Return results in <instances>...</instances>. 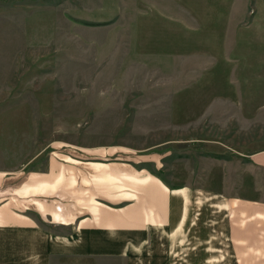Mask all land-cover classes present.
<instances>
[{
  "label": "rangeland",
  "instance_id": "1",
  "mask_svg": "<svg viewBox=\"0 0 264 264\" xmlns=\"http://www.w3.org/2000/svg\"><path fill=\"white\" fill-rule=\"evenodd\" d=\"M261 151L264 0H0V172L59 170L56 212L106 188H69L75 154L153 159L171 187L243 168L264 200V171L244 163Z\"/></svg>",
  "mask_w": 264,
  "mask_h": 264
},
{
  "label": "crops",
  "instance_id": "2",
  "mask_svg": "<svg viewBox=\"0 0 264 264\" xmlns=\"http://www.w3.org/2000/svg\"><path fill=\"white\" fill-rule=\"evenodd\" d=\"M83 158L68 159L69 188H106L61 212L54 197L44 198L45 190L53 194L60 185L56 168L47 178L0 172V264H224L220 257H228V264L242 258L244 264H264V200L250 195L252 176L245 169L236 177L223 171L219 188L171 187L150 158ZM244 163L264 171V151ZM32 212L67 232L45 229ZM189 254L197 256L194 263Z\"/></svg>",
  "mask_w": 264,
  "mask_h": 264
},
{
  "label": "built area",
  "instance_id": "3",
  "mask_svg": "<svg viewBox=\"0 0 264 264\" xmlns=\"http://www.w3.org/2000/svg\"><path fill=\"white\" fill-rule=\"evenodd\" d=\"M57 211L60 212V207L57 208Z\"/></svg>",
  "mask_w": 264,
  "mask_h": 264
}]
</instances>
